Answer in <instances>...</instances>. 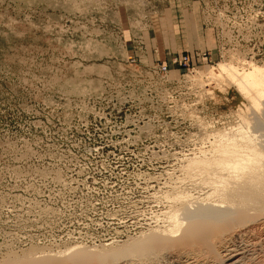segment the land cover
I'll return each instance as SVG.
<instances>
[{"label": "rangeland", "instance_id": "374dc122", "mask_svg": "<svg viewBox=\"0 0 264 264\" xmlns=\"http://www.w3.org/2000/svg\"><path fill=\"white\" fill-rule=\"evenodd\" d=\"M224 62L264 66V0H0V261L163 227L198 117L236 122L190 79Z\"/></svg>", "mask_w": 264, "mask_h": 264}, {"label": "bare ground", "instance_id": "6f19581e", "mask_svg": "<svg viewBox=\"0 0 264 264\" xmlns=\"http://www.w3.org/2000/svg\"><path fill=\"white\" fill-rule=\"evenodd\" d=\"M244 63L190 78L209 95L234 88L240 104L223 129L198 117L207 133L166 196L163 227L111 250L79 247L0 264H264V66Z\"/></svg>", "mask_w": 264, "mask_h": 264}, {"label": "built area", "instance_id": "2783aa9c", "mask_svg": "<svg viewBox=\"0 0 264 264\" xmlns=\"http://www.w3.org/2000/svg\"><path fill=\"white\" fill-rule=\"evenodd\" d=\"M172 65H174L175 67L194 70L195 69L194 57L191 55H183L180 57H176L172 60ZM155 69L163 76H166L170 73V66L167 64L163 66L161 65L160 67H155Z\"/></svg>", "mask_w": 264, "mask_h": 264}, {"label": "crops", "instance_id": "0c3cea01", "mask_svg": "<svg viewBox=\"0 0 264 264\" xmlns=\"http://www.w3.org/2000/svg\"><path fill=\"white\" fill-rule=\"evenodd\" d=\"M168 59V58H167ZM162 60V59H161Z\"/></svg>", "mask_w": 264, "mask_h": 264}]
</instances>
